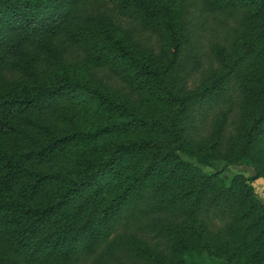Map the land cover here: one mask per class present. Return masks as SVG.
Instances as JSON below:
<instances>
[{
  "label": "trees",
  "instance_id": "trees-1",
  "mask_svg": "<svg viewBox=\"0 0 264 264\" xmlns=\"http://www.w3.org/2000/svg\"><path fill=\"white\" fill-rule=\"evenodd\" d=\"M258 179L264 0H0V264H264Z\"/></svg>",
  "mask_w": 264,
  "mask_h": 264
},
{
  "label": "rangeland",
  "instance_id": "rangeland-1",
  "mask_svg": "<svg viewBox=\"0 0 264 264\" xmlns=\"http://www.w3.org/2000/svg\"><path fill=\"white\" fill-rule=\"evenodd\" d=\"M185 160H188L186 157H183ZM222 165H215V168H220ZM203 171H206V172H211V168L209 169H205V168H202ZM236 174H243V175H246V176H251L253 173L252 171L247 168V167H244V166H234V167H229L228 170L226 172H224L222 174V177L229 180L231 179L234 175ZM253 187L256 191V195L258 197V200L264 204V182L261 181V184L259 185L258 183H256L255 181L253 182Z\"/></svg>",
  "mask_w": 264,
  "mask_h": 264
},
{
  "label": "crops",
  "instance_id": "crops-1",
  "mask_svg": "<svg viewBox=\"0 0 264 264\" xmlns=\"http://www.w3.org/2000/svg\"><path fill=\"white\" fill-rule=\"evenodd\" d=\"M261 181H263L262 179H258L255 182L258 183L259 185L261 184ZM264 182V181H263Z\"/></svg>",
  "mask_w": 264,
  "mask_h": 264
}]
</instances>
